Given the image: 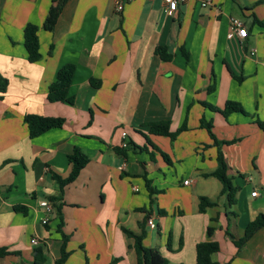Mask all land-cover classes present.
Returning a JSON list of instances; mask_svg holds the SVG:
<instances>
[{"label":"crops","instance_id":"1","mask_svg":"<svg viewBox=\"0 0 264 264\" xmlns=\"http://www.w3.org/2000/svg\"><path fill=\"white\" fill-rule=\"evenodd\" d=\"M52 5L0 0V74L9 81L0 92V247L15 252L0 264H35L39 247L44 264H55L63 244L57 203L70 252L64 264H138L125 229L145 231L144 245L168 264H196L205 240L219 242L212 257L221 264H264V226L240 248L235 243L264 214V0H187L174 13L164 0H125L121 12L113 0H67L48 31ZM235 17L247 37L231 34ZM28 23L39 27L36 62L24 43ZM158 46L171 60L156 53ZM66 63L76 65L75 102H51L49 86ZM227 101L247 114L210 107L223 109ZM26 114L63 117L65 124L30 137ZM157 120H169L176 138L150 134L146 125ZM75 147L90 160L56 203L55 175L70 174ZM219 150L237 186L233 204L221 181L207 175ZM202 196L217 203L203 213ZM43 200L55 207L48 224L41 222Z\"/></svg>","mask_w":264,"mask_h":264},{"label":"trees","instance_id":"2","mask_svg":"<svg viewBox=\"0 0 264 264\" xmlns=\"http://www.w3.org/2000/svg\"><path fill=\"white\" fill-rule=\"evenodd\" d=\"M67 0H53V5L50 10V13L46 19L45 26L48 31H53L54 27L57 23V20L65 6ZM25 36V47L28 52L29 60L31 62H36L41 59L42 54L40 52V39H39V27L34 23H28L24 30ZM51 52V51H50ZM156 53L161 56L163 60H171L172 54L168 51V48L165 46H158L156 48ZM76 65L74 63H66L64 64L57 72L55 80L50 84L47 98L51 102H67L69 104H74L75 96L71 93V86L73 83V79L75 76ZM93 85L95 87L100 85L98 80L93 79ZM9 81L7 78L3 77L0 74V92L1 94L7 90ZM214 89V85H212L209 90L212 91ZM213 110L220 111L225 116H228L232 112H242L247 114V111L242 106L241 103L235 101H227L223 109L217 108L215 106L210 105ZM25 122L28 125L30 131V137H36L52 128H60L65 124V118L63 117H53V116H44L38 114H26ZM202 126L208 128L210 132H212L213 123L212 121H206L205 117L201 119ZM261 126L264 127V123H260ZM146 126L149 127L150 134L156 135H165L170 136L171 138H176L178 131L173 132L171 130V122L169 120H157L148 123ZM184 128V127H183ZM182 128V129H183ZM181 130V129H180ZM148 143L152 144L150 139H148ZM129 144L132 147H136L137 145L130 141ZM155 147V145H154ZM142 150H147L145 147H139ZM156 148V147H155ZM125 153V148L118 149ZM158 150V149H157ZM152 153V152H151ZM162 153V152H161ZM154 153H152V156ZM164 159L170 163L171 160L167 154H163ZM69 161L72 164V170L67 177H62L60 175H55L59 187L60 194L54 195L51 197L53 201L56 203L62 199L63 192L65 186L69 183L73 182L81 173L82 169L88 164L90 158L87 154L83 153L80 148L75 147L74 150L69 154ZM217 177L221 183L223 184L222 193L227 194L229 204H233L236 200L237 186L233 184V179L228 172V164L226 158L221 150L218 153V166L217 168L210 174ZM146 179V186L150 192V195L153 196L156 192L151 186L150 180ZM152 200V199H151ZM217 203L211 200L208 197L202 196L200 198L199 210L200 212H206V210L215 206ZM20 209V207H19ZM57 214L60 219L58 224V230L62 233L63 236V244L61 248V255L55 261V264H64L70 254L67 250V241L68 237L63 232V216H62V203L56 204ZM149 216V214H148ZM264 226V214H260L256 219L251 221L246 230L245 234L235 240L236 245L240 248L245 242H247L260 228ZM130 237L134 239V248L138 254V264H168V259L160 252L157 248L147 247L143 243V239L145 236V231L141 233H136L132 230L125 229ZM214 233V227L209 226L207 228V234L211 237ZM220 250V244L217 241L213 240H205L200 241L197 244V262L196 264H221L220 262L213 259L212 255L215 252ZM37 255L42 256L41 259H36L35 264H44L43 250L39 247L36 249ZM15 252L10 250L8 247L3 246L0 247V259L4 258L8 255L14 254ZM230 264V263H227Z\"/></svg>","mask_w":264,"mask_h":264},{"label":"built area","instance_id":"3","mask_svg":"<svg viewBox=\"0 0 264 264\" xmlns=\"http://www.w3.org/2000/svg\"><path fill=\"white\" fill-rule=\"evenodd\" d=\"M113 1L116 4L117 11L121 12L124 9L125 0H113ZM164 1L167 3L168 11L170 13H174L177 10V7H179V4L181 2L184 3L187 0H164ZM203 5H208V2L204 1ZM230 28H231V34L238 33L243 38L247 37L248 29L241 19L236 18V17L232 18ZM122 134H123V136H126L127 132L123 131ZM123 146H125V147L128 146V143L124 142ZM187 182H189V180ZM134 188L138 189L137 185H134ZM257 193H258L257 191H253L252 195L256 196ZM41 205H42L43 211H44V217L42 218L41 222H42V224H48L50 222L51 216L55 212L54 204L50 200H43V201H41ZM147 223L150 227H155L156 226L155 217L150 216L147 219ZM31 241L33 244H39V242H40L37 237L32 238Z\"/></svg>","mask_w":264,"mask_h":264}]
</instances>
